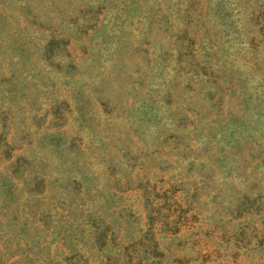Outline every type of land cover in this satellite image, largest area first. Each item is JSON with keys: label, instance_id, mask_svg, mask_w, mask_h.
Returning <instances> with one entry per match:
<instances>
[{"label": "rangeland", "instance_id": "374dc122", "mask_svg": "<svg viewBox=\"0 0 264 264\" xmlns=\"http://www.w3.org/2000/svg\"><path fill=\"white\" fill-rule=\"evenodd\" d=\"M2 173L0 264H264V0H0Z\"/></svg>", "mask_w": 264, "mask_h": 264}, {"label": "trees", "instance_id": "16d2710c", "mask_svg": "<svg viewBox=\"0 0 264 264\" xmlns=\"http://www.w3.org/2000/svg\"><path fill=\"white\" fill-rule=\"evenodd\" d=\"M20 159H22V157H20L18 154V155H15L14 158L11 160V163L13 164V168L10 172L12 174H16L19 170H21ZM5 178H6L5 174L2 173V175H0V180L5 179ZM39 179L41 180V177L39 175L34 174L33 182L37 181L35 185H38ZM23 183L17 184L16 182H13V183L8 182L2 187V182H0V207L3 209V213L6 215V218L8 219V220L3 219L2 214H0V227L2 226L3 223L7 222L8 227L9 226L13 227L14 232H15V236H17L18 239L21 237V236H19V234L23 233V230L18 225L13 226V224L11 223V220L14 218H18L19 220L23 219L21 212H25L26 210L29 209V207L24 206V202L30 199L32 204L35 205V211L37 213L39 211H41V209L43 210V208H41L39 206L40 205L39 199L41 200V198H42L41 195L37 194L38 191H36V192L30 193V196L27 197L26 195H24V192L22 190V188H24ZM1 192L3 193L2 196H1ZM79 208L82 210L83 215L87 212V207L85 209L82 206H79ZM90 209H92V204H90L89 210ZM13 210H14V212H12ZM89 210H88V214L90 212ZM36 216L37 215H35V217ZM82 222L84 224L86 221H82ZM94 232H95L94 240L97 244L98 249L103 253L101 256L102 259H107L109 261H112L113 264H117L118 261L124 263V258L130 257L132 259L133 258L135 259L133 264H149L150 263L148 260H143V258L141 256H139V254H138V253H143L146 255V252L148 251L147 248L143 247V248L136 249L135 252L137 254H134V257L131 256L132 254H127L125 252H122V251L126 250V248H123L120 251L112 250L113 251L112 252L111 249L104 246L105 242L103 239L106 240V238H107L106 228L104 226H102L101 229L99 228V229L95 230ZM1 233H3V231H0V235H1ZM4 234L5 233H3V235ZM4 247H5V251H6V249H10V247H8L6 245ZM128 249H132V248H128ZM156 249H158L157 246H156ZM149 251L150 252L148 254V257H151L150 255H151L152 247H150ZM2 253L3 252L0 251V255H2ZM13 262H15V261L13 260ZM124 264H126V263H124Z\"/></svg>", "mask_w": 264, "mask_h": 264}]
</instances>
